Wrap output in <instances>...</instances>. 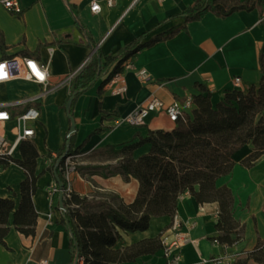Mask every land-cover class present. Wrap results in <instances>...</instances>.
<instances>
[{
	"label": "crops",
	"instance_id": "1",
	"mask_svg": "<svg viewBox=\"0 0 264 264\" xmlns=\"http://www.w3.org/2000/svg\"><path fill=\"white\" fill-rule=\"evenodd\" d=\"M69 1L75 5L78 16L104 57L119 55L122 48L145 32L149 33L142 42L179 29L170 38L142 48L132 58L135 69L148 70L149 81L142 82L135 69L123 68L120 74L127 91L117 94L114 88L120 82L114 79L115 76L101 86L110 69L77 98L73 108L74 147H80L74 158L77 166L113 164L111 161L96 162L89 156L110 145L137 142L150 130L173 129L176 125L164 111L152 113L144 126L115 125L117 118L132 113L152 96L167 104L184 101L198 94V84H201L210 89L212 103L216 106L230 90L247 91L253 85H259L262 76L259 58L264 53V14L259 8L236 11L225 17L208 11L200 19L186 23L179 15L200 0H115L113 6H108L106 0ZM93 1L101 3V12L91 11ZM21 3L23 11L20 14L10 13L0 3V34L5 44L4 48L0 46V53L3 57L28 55L48 63L53 81L67 76L88 56L94 57L95 49L80 32L66 0H21ZM236 76L242 78L240 88L233 84ZM38 89L39 86L32 82L15 80L0 86V98L12 99ZM70 94V86H62L48 94L40 104L42 116L35 126L36 136L31 140L40 153L36 169L37 191L33 196L38 212L37 233L27 236L19 232L11 219L5 243L0 242V264H39L42 259H48L49 264H71L72 236L63 222L60 203L54 206L50 193L51 186L57 182L56 177L53 172L44 171L50 164L49 153H58L69 136L71 119L66 103ZM97 129L99 131L93 133ZM150 149V144H144L134 156L138 158ZM254 149L253 143L241 147L234 154L233 171L217 180L218 186L227 185L233 191L234 216L244 226L243 240L231 246L215 243L213 238L220 234L217 229L219 204H201L186 192L180 196L174 217L155 216L145 231H122L117 246H130L162 235L165 240L162 249L135 261L111 264H174L171 260L179 252L182 258L175 264H202V258L232 254L235 256L233 264H263L249 257L264 240V154L251 167L243 164ZM21 157L20 151L18 159ZM84 170L70 175L73 191L89 195L98 186L119 193L126 202L136 197L101 180L115 178L126 185L127 190L131 187L138 190L136 178L126 181L121 175L104 178L86 172L92 178L87 180L83 176ZM26 177L24 168L16 163L0 168V196L14 199L18 207L21 183ZM175 217L180 223L176 229ZM184 237L192 242L178 246ZM168 247L171 249L169 256Z\"/></svg>",
	"mask_w": 264,
	"mask_h": 264
},
{
	"label": "trees",
	"instance_id": "2",
	"mask_svg": "<svg viewBox=\"0 0 264 264\" xmlns=\"http://www.w3.org/2000/svg\"><path fill=\"white\" fill-rule=\"evenodd\" d=\"M66 4L87 43L95 49L91 62L70 83V97L74 95V99L68 112L72 117L77 98L94 86L108 70L111 69L102 87L122 72L124 63L142 48L168 39L179 31L160 34L142 42L149 33L145 32L122 48L119 55L104 57L78 16L75 5L69 0H66ZM263 6L262 0H200L179 16L188 23L200 19L208 11L225 17L236 11L255 8L263 12ZM0 46L5 47L1 34ZM259 60L262 72L259 85H253L247 91L230 90L224 100L214 106L210 89L198 84L200 92L193 96L196 104L193 113L180 119L173 129L150 130L146 137L140 136L137 142L110 145L99 151L109 152L111 156L107 160H117L116 167L111 164L77 166L78 170L110 168L112 171L109 173L92 171L89 174H99L104 178L121 175L126 181L134 177L139 181V189L131 202H126L117 192L100 191L98 186L89 195L75 191L71 192L70 197L64 195L63 222L72 236L71 264H74L77 254L84 257L88 264H111L131 262L142 255L156 253L164 247L162 235L119 248L122 231H145L155 216L174 217L180 196L186 192L201 204H219L217 229L220 234L213 240L230 246L243 240L244 226L234 216L233 191L227 185L218 186L217 180L233 171L236 165L234 154L247 143H253L255 149L244 159L245 166L251 167L264 154V53L260 54ZM74 139V134L70 139L67 137L57 157L53 158L49 153L50 164L44 168V171L53 172L55 177L58 175L65 189L68 186L65 158L80 152V147H74ZM144 144L151 145L150 151L136 158L135 151ZM21 156L15 163L24 168L27 177L21 183L19 206L16 207L14 199L0 196L1 243H5L11 219L19 232L27 236H36L37 233L38 212L33 196L37 191L36 169L40 153L36 144L27 140L21 145ZM10 164L7 160H0V168ZM83 175H86L85 172ZM56 181L59 184L57 177ZM60 196L61 192L53 195L54 206H59ZM233 234L235 237H232ZM263 244L264 240L260 241L249 257L264 264Z\"/></svg>",
	"mask_w": 264,
	"mask_h": 264
},
{
	"label": "built area",
	"instance_id": "3",
	"mask_svg": "<svg viewBox=\"0 0 264 264\" xmlns=\"http://www.w3.org/2000/svg\"><path fill=\"white\" fill-rule=\"evenodd\" d=\"M0 3L13 14H20L23 11L21 0H0ZM108 6H113L115 0H106ZM102 10V5L99 1L91 3V11L99 13ZM264 14V6H263ZM92 60V55L88 56L76 69L71 71L67 76L60 78L57 81L51 79L50 65L41 62L34 57L28 55L15 54L10 57H3L0 53V86L10 83L15 80H25L39 86V89L34 92H29L12 99L0 98V160H7L11 164L15 163L21 151V145L24 141L33 140L36 136V124L40 121L42 112L40 104L48 94L62 86H70L77 74ZM124 68H133L132 59H128L124 63ZM137 77L142 82H147L151 79V75L147 69H135ZM120 82L114 88V92L122 94L127 91V85L121 74L118 73L114 77ZM233 84L236 88H240L242 78L236 76L233 79ZM195 108L193 97H187L184 101L175 100L169 104L165 103L157 96H152L144 105L138 107L135 111L125 117L116 119V126L128 124L133 126H144L147 123L148 117L152 113H160L164 111L173 124H177L180 119H185ZM58 153H52V157H57ZM76 154H69L65 158L66 168L65 177L68 181V186L64 188V195L70 197L73 191L70 185V175L78 174L77 163L74 161ZM61 192L60 185L56 182L51 186L50 193L53 200L55 193ZM203 209V208H202ZM62 212L64 208H61ZM180 226L179 219L175 217L174 228ZM180 234V233H179ZM165 243V240L163 239ZM192 242L188 237L182 238L178 242V246ZM215 243L220 244L218 240ZM171 252L170 247L167 248V255ZM182 258L181 253L174 255L172 263H179ZM235 256H217L212 258H202V264H233ZM39 264H49L48 259H42ZM78 264H88L84 257H79Z\"/></svg>",
	"mask_w": 264,
	"mask_h": 264
},
{
	"label": "rangeland",
	"instance_id": "4",
	"mask_svg": "<svg viewBox=\"0 0 264 264\" xmlns=\"http://www.w3.org/2000/svg\"><path fill=\"white\" fill-rule=\"evenodd\" d=\"M193 110H191L190 114L193 113ZM110 156H111V154L109 152H97V153H94L91 156H89V158H91L92 160H94L96 162H98V161H101V162L102 161H111V162H113V164H111L112 167H116L117 164H118L117 160H107ZM96 165H101V164H94L92 166H96ZM80 166H82V165L79 164L78 167H80ZM92 171H99L101 173H109L112 170L110 168L109 169L108 168L107 169L97 168V169H87V170H84L85 173L86 172L89 173V172H92ZM84 178L87 179V180L88 179L89 180L92 179V178H90L89 175H85ZM95 186H96V184H95ZM99 190L100 191H104L106 189L105 188H99Z\"/></svg>",
	"mask_w": 264,
	"mask_h": 264
},
{
	"label": "water",
	"instance_id": "5",
	"mask_svg": "<svg viewBox=\"0 0 264 264\" xmlns=\"http://www.w3.org/2000/svg\"><path fill=\"white\" fill-rule=\"evenodd\" d=\"M74 99V95H72L67 103V110L69 111L70 110V107H71V104H72V101ZM70 119H71V129H70V133H69V139L71 138V136L75 133L76 131V123H75V120L72 116H70ZM69 144H70V141H69ZM57 177V180L60 184V187H61V198H60V207L61 208H64V183L61 181L60 177L58 175H56ZM79 254L76 255V258H75V261H74V264H78L79 262Z\"/></svg>",
	"mask_w": 264,
	"mask_h": 264
},
{
	"label": "bare ground",
	"instance_id": "6",
	"mask_svg": "<svg viewBox=\"0 0 264 264\" xmlns=\"http://www.w3.org/2000/svg\"><path fill=\"white\" fill-rule=\"evenodd\" d=\"M97 179H100L99 176H96ZM105 184L110 185L113 184L115 186V189H120L122 191H128L130 196H136L137 195V188L136 187H131L128 190L126 189V185H122L117 179L111 178L110 180H103L101 179ZM138 181V180H137ZM139 183V181H138Z\"/></svg>",
	"mask_w": 264,
	"mask_h": 264
}]
</instances>
